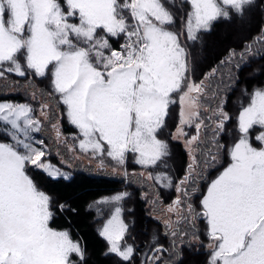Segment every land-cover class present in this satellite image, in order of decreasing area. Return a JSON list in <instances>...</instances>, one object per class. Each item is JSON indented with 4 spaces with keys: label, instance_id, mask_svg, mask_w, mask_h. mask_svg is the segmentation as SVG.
Listing matches in <instances>:
<instances>
[{
    "label": "snow or ice",
    "instance_id": "snow-or-ice-1",
    "mask_svg": "<svg viewBox=\"0 0 264 264\" xmlns=\"http://www.w3.org/2000/svg\"><path fill=\"white\" fill-rule=\"evenodd\" d=\"M254 2L182 0L191 10L186 21L180 18L181 30H173L176 16L169 5L174 7L175 0H0V78L5 72L50 78L48 95L64 106L69 123L83 137L79 150L99 158L98 167L105 166L106 156L128 177L129 154L145 171L160 166L170 154L160 133L170 107L180 105L172 138H185L190 162L165 209L164 224L166 234L182 239L190 228L199 240L196 221L203 220L209 240L207 264H264V88H254L251 94L244 90L249 102L241 104L239 135L227 147L229 162L209 179L208 170L222 164L225 146L220 135L232 117L224 110L227 99L221 97L219 85L210 89L206 81L217 76L220 66L253 55V46L246 44L239 53L230 50L220 66L197 82L181 37L195 41L197 33L209 31L217 19H231L229 9L243 16ZM113 39L123 42L116 48ZM254 42L264 43V28ZM228 79H233L231 69ZM34 112L27 103L0 102V132L10 138L0 141V264H76L70 257L76 254L83 261L82 248L67 230L50 227L51 198L28 174L31 165L50 177L66 176L43 159L45 142L34 138L43 121ZM51 114L52 105L42 103L40 115L51 122ZM185 126L195 134L189 137ZM256 127L261 131L253 137ZM51 128L60 142L58 123ZM203 143L209 147L200 160L196 153ZM139 175L172 187V178L164 173ZM199 181L206 184L203 192ZM197 193L199 210L192 200ZM129 195L119 192L95 202L113 208L100 234L110 244L109 252L123 261L134 254L132 245L121 248L119 243L128 231L122 201ZM64 208L60 205L61 211ZM164 251L154 246L142 264H168L162 260Z\"/></svg>",
    "mask_w": 264,
    "mask_h": 264
},
{
    "label": "rangeland",
    "instance_id": "rangeland-1",
    "mask_svg": "<svg viewBox=\"0 0 264 264\" xmlns=\"http://www.w3.org/2000/svg\"><path fill=\"white\" fill-rule=\"evenodd\" d=\"M169 7L171 8V10L174 12V14L176 16V25H175V29H173V30H181V19L180 18L183 16L185 18V21H186V14H187V12H189L191 10L190 6L187 3H184L182 5V0H175V6L173 7V6L169 5ZM248 8H247V13H248V10L252 11L254 8L259 10V14L261 15V23H260L261 28H260V30L262 28H264V0H255L254 4L252 6H250V9H248ZM229 12H230L231 18L235 17L236 20L243 19L240 22H237L240 25L245 24L246 20H248L247 16L244 18V16L246 15V12H244L243 16L236 15L231 9H229ZM222 19L228 20V21L230 20V19H224V18H219L217 20L222 21ZM212 29H213V23H212L210 31ZM207 32L208 31L200 30L197 33V39L195 41L187 40L186 35L181 37L182 43H184L188 52L190 53L192 79H194L197 82L202 80L204 78V76L210 72V71L207 72L202 78H199V79L195 78L194 69L196 66V62L198 61V58L201 57V54H202L201 51H203L202 49H199L198 55H197L195 47H201L203 45V41H201V40L204 39L203 36ZM260 34H261V32H258V36ZM111 42H112L113 46L117 45L116 48H118L119 43H122L123 41L121 39L118 42L116 39H113ZM235 51L237 53H239V52H242L243 50L240 49V50H235ZM253 53H254L253 55H255L254 51H253ZM253 55L247 56L246 59L244 60L245 63H247V61L251 60ZM224 59L225 58H223L222 60H224ZM237 62H239L240 65L243 64L242 63L243 61H240L239 57H237L236 60L233 61V63L230 65H226V66L218 65L220 67L218 69L217 76L212 78V80L210 82L206 81V83H210V89H216L217 85H219V88L222 90L221 91V97L227 99V103L224 106V110L229 113V111H228V108H229L232 115L236 114V115H234L236 117V119H235V121L233 120L234 125H233V127H231L232 133H231V135H227V137L230 138V140L232 138L235 139L239 135V133L236 131L237 117H238V114L240 111V108L238 109V107H241L240 104H243L244 106H246L249 102V96L244 95V90H246L245 83L241 82V84H238V86H237V82H238L237 77L239 75V69H237L235 67V64ZM248 67H249V65H248ZM253 67L254 66L252 65L251 69L255 68V67L254 68ZM246 68L247 67H245L244 70L248 69V68L247 69ZM229 69H231L232 78H233L231 81L228 79ZM257 69L258 68L256 67L255 70H252L253 71V73L251 74L252 76L256 74ZM227 85H230V87H226ZM51 91H52V89H51V85H50V78L36 77L33 73H29L26 77H19V76L15 75L14 73L5 72L4 78H0V96L5 98L3 101L10 102V103H27V104H30L33 107V109L35 110L34 115L43 121L42 130L39 133H35L34 138L35 139H42L45 142V145L47 147V155L43 159L45 160L46 163H50L54 167L58 168L61 172L65 173L66 176H68L71 173V171L84 169L85 171L90 172V173H94L96 175H105V176H110L112 178H117V180L120 181L121 183H123L124 186L136 187L137 189L140 190L141 199L145 202L144 204H145V208L147 210L148 216L152 220V223L150 224L151 230L148 229L149 230L148 238H147V240L144 239L143 241H145V242L149 241L148 244L151 245L155 242L153 240L154 235L156 237H159L160 240H162L163 239L162 237H164V236L168 237V234H166V228H165V224H164V220L167 218L165 209L167 208V206L173 201V199L177 195L176 190H175L176 183L185 175L184 174L182 177L178 178L179 163L176 159L177 156H176L175 150H172V152H170L171 158L169 155L165 159L167 161V163H166L167 165L171 160L172 163L174 164L173 167H172V165L167 166L165 164L166 167L165 166H158L156 168H149L147 171H145L141 166L136 165L133 162L131 154H129L127 164H126V168H127L128 173H129L128 177H125L123 175V168H120L119 166H117L115 164V162H113L110 158H108L106 156L103 158L105 166L102 168L98 167L99 158H93L90 154L83 153L79 150V147H78L79 139H83V137L80 135L79 130L74 125L69 123L68 118L66 116L64 106L63 105L57 106L56 101L48 95L49 93H51ZM246 91L249 94L252 93V91H249V90H246ZM33 92L36 93L35 99L32 98ZM231 93L234 96V98H233V100H231V102H230L231 104H230L228 102V99H229V95ZM13 95H19L23 99V101L16 100L15 97H13ZM3 101H0V102H3ZM42 103H49L52 105L51 122H49L48 120H45L44 117L40 115V106ZM209 103H213V105H214L215 102L209 101ZM177 105H178V119H177L176 125L173 129V132H171V134H170L171 140H173L176 143L181 144L182 150H184L187 154L188 163H189L190 157L188 154V150L185 146V142H184L185 138H183V137L178 138V139L172 138V136L176 133L178 122H179L180 105L179 104H177ZM229 115H230V113H229ZM231 117H233V116H231ZM230 121L228 122L229 124H230ZM52 123H58V125H59L60 131L62 133L60 142H57L55 133L51 128ZM228 123L226 124L225 128H228L227 127ZM66 126H68L69 129H71L72 131L68 132L66 129ZM184 130H185V132L188 133L189 137L191 135L195 134L194 128H189V127L185 126ZM225 131H226V129H225ZM259 131H261V129ZM259 131H256V134ZM210 135H211L210 133L206 134V136H210ZM222 135H225L224 132L221 133L220 137ZM253 143H255L254 139H253ZM208 147H209V145L207 143H203V144L199 145L200 152L196 153L198 159L203 160V156L201 155V152L206 150ZM69 148H73L74 151H69ZM227 157H228L227 149L225 148V151L221 153L222 164L217 165L215 168L208 170L209 179L215 178V176L218 174V172L220 170H222V166H226L228 164L229 157L228 158ZM114 169H115V171H114ZM37 171H42V170L37 169V168L29 165L28 174L30 175L31 178H32V173H35ZM213 171H214V175L212 176L210 174ZM141 172H144L145 177L147 176V172H152L154 175L157 173H164L165 175H167V173H170L171 177L173 178L172 187L169 188V187L164 186V184L166 183L165 181H156V180L149 181V180H146L144 177L139 175ZM132 173H136V175H132ZM66 176H58V177H51V178L57 179V178L66 177ZM203 182H202V186H201V192H203L204 188H206V185ZM157 187L160 190H158ZM38 188L40 190L44 191L42 188H40V187H38ZM121 192H125V191H121ZM117 193H119V192H117ZM114 194H116V193H114ZM197 194H195L192 197V200L197 205V209L199 210V200L201 197H200V193H199V195H197ZM109 196H111V195H109ZM50 198H51V196H50ZM153 201H157V202L154 204ZM97 206L101 207V209L104 211L102 216L99 218V220H96V223L98 226V231L100 233L104 224L111 217V213L113 211V208L111 205H97ZM122 208L124 211V212L122 211V219L125 222L124 213L126 215H129L130 210H132V206L127 205V203L124 200V201H122ZM50 210H52L51 209V203H50ZM173 219H175L174 216H173ZM126 224L128 225V223H126ZM130 224H131L132 228L135 229V226L133 225V223H130ZM181 228L184 229V226L181 225ZM196 228L198 229L199 240H196L193 238V236L191 235V229L190 228L185 229L189 232V235L184 236L182 239L179 237H173L170 234L169 235H170V238L172 237L174 240H176L177 247L179 249H182L184 244L189 247V248H184L182 250V252H184V250L186 251V257H188L190 254H193V253L194 254L195 253H203L205 256V262L204 263L207 264V260H208V256H209V250L206 247V245L209 243V240H208L207 235L205 234L206 233L205 222L203 220H197L196 221ZM57 231H64V230H57ZM143 232L146 233L147 231L143 230ZM69 236L73 242H76L80 245V247L82 248V250L84 252L83 244L79 240L73 239L72 236L70 235V233H69ZM103 239L106 241L107 249L109 252L110 244L108 243V241L106 240L105 237H103ZM165 241H164V244H166ZM119 243L121 245V248H123L126 245H132L134 247L133 257L129 261L130 264H142V262L145 260V258L140 260L138 257H136L137 253L135 251L136 249L139 250L141 243H139L138 241L136 242L135 238H133V237L131 238V236L128 235V232L125 234L124 239L119 241ZM200 245H201V247H199V248L201 249V251L196 249ZM186 249H190V250H186ZM163 253H162V255H163ZM111 254H114V253H111ZM186 257L179 264H183V263L187 264V263H185L188 260V259H186ZM120 259L122 260V258H120ZM168 259H170V258H168ZM173 261L174 262L177 261L176 255L174 256Z\"/></svg>",
    "mask_w": 264,
    "mask_h": 264
},
{
    "label": "trees",
    "instance_id": "trees-1",
    "mask_svg": "<svg viewBox=\"0 0 264 264\" xmlns=\"http://www.w3.org/2000/svg\"><path fill=\"white\" fill-rule=\"evenodd\" d=\"M250 9V7L248 8ZM248 20L245 24H238L243 19L236 20L235 17L228 20H216L213 22V29L207 32L203 36V45L201 47H195L198 55V50L203 51L201 57L198 58L195 66V78H202L207 72L213 68H217L220 62L225 58L230 50H244L246 44H252L255 55L252 59L243 61L239 67L238 84L245 83L246 90L253 91L254 88H264V43H255V38L258 36L261 23V15L259 10L254 8L252 11L245 10ZM115 47L117 45H114ZM204 48V49H203ZM249 65V67H248ZM252 65L257 69L255 75L251 69ZM247 67V70L244 68ZM16 100L23 101L19 95H13ZM232 93L229 95L228 102L233 100ZM5 98L0 96V101ZM231 104V103H230ZM241 105V104H240ZM228 108V107H227ZM240 107H238L239 109ZM228 111L232 120L228 123L224 131L225 135L220 137V143L227 147L232 144L235 139L227 137L231 135L232 128L236 117L231 114L229 108ZM178 119V105L175 104L170 107L169 116L166 119V127L160 133V137L165 139L169 144V153L172 150L176 152V159L179 163L178 178L182 177L187 169L188 158L180 143H176L171 140V132L176 125ZM234 120V121H233ZM68 132L72 130L66 126ZM260 128L256 127L252 130V136L254 137L256 131ZM0 141L10 142V138L5 136L3 132H0ZM170 155V154H169ZM171 158V155H170ZM228 158V157H227ZM226 158V159H227ZM167 163L166 160L160 165L164 166ZM167 165V164H166ZM173 167V163L170 160L167 166ZM210 175H214V171ZM167 176L171 177L170 173ZM172 178V177H171ZM32 179L42 188L48 195L51 196V211L53 213L50 220V227L56 230H67L73 239L79 240L84 246V259H80L72 254L70 259L76 262V264H130L129 261H123L115 254L108 252L106 241L100 235L96 220L103 214L101 207L96 205V201L114 193L126 191L130 195L125 199L127 205L132 206L129 215L124 213L125 222L128 223V235L131 238H135L136 242L142 243L144 239L147 240L150 224L152 220L149 218L147 210L145 208V202L141 199L140 190L136 187L124 186L123 183L105 175H96L85 171L84 169L71 171L66 177H60L57 179L49 177L43 171H37L32 173ZM173 181V178H172ZM203 181H199V187L201 189ZM205 184V182H203ZM206 185V184H205ZM204 185V186H205ZM158 190H160L157 187ZM205 190V188H204ZM199 195V193L197 194ZM129 203V204H128ZM60 205H65L63 211L60 209ZM130 207V206H129ZM99 210V211H98ZM124 212V211H123ZM135 226L132 228L131 224ZM149 229V230H148ZM143 230L147 231L146 233ZM130 233V234H129ZM149 242V241H148ZM150 245V244H148ZM185 263L189 264H205V256L203 253L190 254ZM184 264V263H183Z\"/></svg>",
    "mask_w": 264,
    "mask_h": 264
},
{
    "label": "flooded vegetation",
    "instance_id": "flooded-vegetation-1",
    "mask_svg": "<svg viewBox=\"0 0 264 264\" xmlns=\"http://www.w3.org/2000/svg\"><path fill=\"white\" fill-rule=\"evenodd\" d=\"M154 237H155V242L153 244L148 245V242L142 241V243L140 244L139 250L138 249L135 250L137 253L136 257H138L140 260L146 258V254L152 255L153 253L150 252V249L156 245L163 246V248L167 250V251H164L162 255V260L168 262V264H179L186 257V251L184 250V252H182V250L184 248H189L187 245L184 244L182 249H179L177 247L176 240H174L172 237L170 238L169 234H168V237L167 236L162 237L163 238L162 240H160L159 237H156L155 235L153 236V238ZM164 241L166 242V244H164ZM173 241H175L174 248H173ZM199 247H201V245L198 246L196 249L201 251ZM186 250H190V249H186ZM175 255L177 258L176 262L173 261V258ZM158 264H160V262H158Z\"/></svg>",
    "mask_w": 264,
    "mask_h": 264
}]
</instances>
